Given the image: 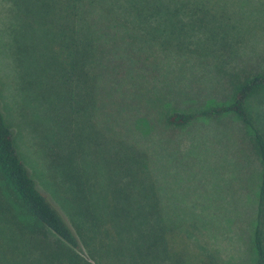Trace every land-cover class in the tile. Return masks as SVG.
<instances>
[{
    "label": "trees",
    "instance_id": "obj_1",
    "mask_svg": "<svg viewBox=\"0 0 264 264\" xmlns=\"http://www.w3.org/2000/svg\"><path fill=\"white\" fill-rule=\"evenodd\" d=\"M12 3L15 60L18 34L37 49L20 86L36 89L30 122L61 211L0 109V264H206L178 246L143 144L224 116L245 131L232 134L237 159L259 167L251 264H264V108L249 105L264 69L226 66L211 0Z\"/></svg>",
    "mask_w": 264,
    "mask_h": 264
},
{
    "label": "rangeland",
    "instance_id": "obj_2",
    "mask_svg": "<svg viewBox=\"0 0 264 264\" xmlns=\"http://www.w3.org/2000/svg\"><path fill=\"white\" fill-rule=\"evenodd\" d=\"M211 2V14L222 26L220 36L228 43L224 54L226 66L246 73L264 69V0ZM14 8L17 12L12 0H0V109L38 188L61 211L30 122L36 106L32 91L36 89L27 93L20 86V74L31 73L38 65L37 49L27 47L25 32L20 33V52L15 60V42H11L8 26L13 24ZM211 82H205L207 89ZM249 105L254 112H262L264 90ZM234 131L245 134L235 116H224L198 120L179 130H166L163 136L156 137L154 131L151 136L146 133L153 138L146 135L147 145L143 144L158 194L168 212V222L181 236L178 246L188 251L192 259L200 256L206 264L252 263L251 235L259 167L253 165L249 170L244 156L237 159Z\"/></svg>",
    "mask_w": 264,
    "mask_h": 264
}]
</instances>
